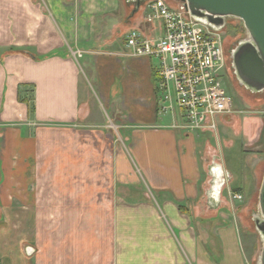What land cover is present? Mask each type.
<instances>
[{
	"label": "crops",
	"instance_id": "0c3cea01",
	"mask_svg": "<svg viewBox=\"0 0 264 264\" xmlns=\"http://www.w3.org/2000/svg\"><path fill=\"white\" fill-rule=\"evenodd\" d=\"M147 3L0 0V264H252L236 217L263 180L264 105L214 131L161 111L154 57L120 43L163 36Z\"/></svg>",
	"mask_w": 264,
	"mask_h": 264
},
{
	"label": "built area",
	"instance_id": "2783aa9c",
	"mask_svg": "<svg viewBox=\"0 0 264 264\" xmlns=\"http://www.w3.org/2000/svg\"><path fill=\"white\" fill-rule=\"evenodd\" d=\"M145 20L160 21L163 36L146 37L139 29L127 34L130 56L158 59L160 110L177 107L190 131L216 130L217 118L234 109L224 84L225 65L220 29L198 21L187 2L148 0ZM235 199L242 194L233 193Z\"/></svg>",
	"mask_w": 264,
	"mask_h": 264
},
{
	"label": "water",
	"instance_id": "95a60500",
	"mask_svg": "<svg viewBox=\"0 0 264 264\" xmlns=\"http://www.w3.org/2000/svg\"><path fill=\"white\" fill-rule=\"evenodd\" d=\"M147 0H136V8ZM187 2L192 15L211 28L220 29L227 16L241 18L249 39L233 50V66L241 84L254 92L264 91V0H180ZM216 191L224 184V171L213 172ZM256 229L262 238L258 264H264V177L259 191L258 211L254 214Z\"/></svg>",
	"mask_w": 264,
	"mask_h": 264
},
{
	"label": "rangeland",
	"instance_id": "374dc122",
	"mask_svg": "<svg viewBox=\"0 0 264 264\" xmlns=\"http://www.w3.org/2000/svg\"><path fill=\"white\" fill-rule=\"evenodd\" d=\"M168 3L172 5H176V0H166ZM227 28L225 30H220L222 36V44L224 51V84L228 93L233 97L234 109L235 111H251L254 108L260 107L264 105V91L254 92L247 88L245 85L241 84L233 66V50L238 46L241 41H245L249 39L248 30L245 27L244 21L241 18L229 16L227 18ZM126 37L120 40L122 46H125ZM155 64H158V59L153 58ZM226 81V83H225ZM96 88L93 89L96 92ZM101 110L103 113V117L106 119L104 121L108 128L115 132L116 137H121V127L117 130L118 123H123V120H113V113L111 107L107 104H101ZM234 111V112H235ZM242 143V140H235V157L233 159V164L239 165V161L241 158L237 159L239 154L238 146ZM234 157V158H235ZM241 164H243V160H241ZM259 177H264V161H259ZM243 209L239 212L236 217L237 225L240 228L241 236L244 241V245L247 246V254L248 258L251 260L252 264H256V259L258 258L261 248H262V238L256 229L254 214L258 211L259 206V191L254 195L253 199H249L247 201L242 200ZM202 218H205V216Z\"/></svg>",
	"mask_w": 264,
	"mask_h": 264
},
{
	"label": "flooded vegetation",
	"instance_id": "af4514ba",
	"mask_svg": "<svg viewBox=\"0 0 264 264\" xmlns=\"http://www.w3.org/2000/svg\"><path fill=\"white\" fill-rule=\"evenodd\" d=\"M229 16H227L226 18H223L221 21H220V30H225V28H227V23H228V20H227V18H228ZM223 72H224V70H223ZM223 78H224V73H223ZM225 83H226V81H225Z\"/></svg>",
	"mask_w": 264,
	"mask_h": 264
},
{
	"label": "trees",
	"instance_id": "16d2710c",
	"mask_svg": "<svg viewBox=\"0 0 264 264\" xmlns=\"http://www.w3.org/2000/svg\"><path fill=\"white\" fill-rule=\"evenodd\" d=\"M28 54L33 55L32 53H30L29 51H27ZM29 107H30V111H33V104L29 103Z\"/></svg>",
	"mask_w": 264,
	"mask_h": 264
}]
</instances>
